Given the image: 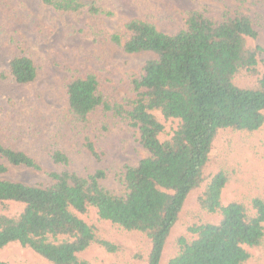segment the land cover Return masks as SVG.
Masks as SVG:
<instances>
[{
    "label": "trees",
    "instance_id": "trees-1",
    "mask_svg": "<svg viewBox=\"0 0 264 264\" xmlns=\"http://www.w3.org/2000/svg\"><path fill=\"white\" fill-rule=\"evenodd\" d=\"M40 1L59 15L110 14L99 0ZM183 14V26L174 34L150 21L131 19L125 24L123 45L121 36H113L127 53L158 56L146 62L143 75L133 81L132 96L124 101L108 100L94 73L67 84L70 140L95 162L104 157L101 133L114 120L139 129L138 141L148 156L124 167V194L101 185L106 177L102 169L88 177L71 171V157L61 148L50 154L63 167L47 173L52 184L6 178L10 165L42 167L0 139V158L7 161H0V251L14 243L50 264H92L80 256L92 245L110 253L120 250L101 227L108 223L148 240V250L137 255L142 264H162L172 228L189 195L201 187L199 207L215 218L190 224V236L175 239V253L165 264H246L251 249L264 246V198L254 197L249 205L240 200L224 204L229 175L224 170L210 180L206 175L221 131L252 133L264 126V47L255 44L262 19L237 15L218 20L199 9ZM17 49L9 63L13 81L35 82L39 72L32 53L22 43ZM157 112L178 121L165 140L160 138L165 125Z\"/></svg>",
    "mask_w": 264,
    "mask_h": 264
},
{
    "label": "rangeland",
    "instance_id": "rangeland-1",
    "mask_svg": "<svg viewBox=\"0 0 264 264\" xmlns=\"http://www.w3.org/2000/svg\"><path fill=\"white\" fill-rule=\"evenodd\" d=\"M89 1V0H87ZM110 12L91 15H59L44 7L40 0H0V139L9 146L27 152L41 165L42 170L10 165L11 173L4 177L30 184L49 185L53 181L47 173L62 171L50 154L55 148L65 150L71 157L69 169L82 177L98 169L106 173L101 185L114 194H124L120 181L126 165H136L148 152L138 141L139 129L118 120L108 132L101 133L99 146L104 152L99 163L76 148L70 140L71 128L66 100L67 84L73 77L97 75L103 95L110 101L122 102L132 96L133 81L144 73L153 52L127 53L123 44L128 34L125 24L131 19L147 20L159 30L174 34L182 28L183 12L199 9L221 20L225 16H260L257 25L259 38L255 44L264 47V0H99ZM122 38L117 44L113 36ZM22 43L38 66L39 76L30 84H17L10 75L9 63ZM260 69H264V53ZM162 140L169 138L177 127V120H166ZM0 161L7 162L5 159ZM206 175L210 180L219 170L229 175L222 200L228 204L240 200L246 205L254 197L264 198V126L255 132L224 130L219 133ZM203 187L193 191L172 228L164 250L162 264L175 253L174 241L180 235L190 236L188 226L209 216L198 204ZM91 220L95 221L94 212ZM106 236L115 241L120 250L107 252L92 245L80 256L92 264H142L137 255L148 250V240L136 233L102 223ZM246 264H264V246L251 249ZM0 260L9 264H50L28 248L9 244L0 251Z\"/></svg>",
    "mask_w": 264,
    "mask_h": 264
}]
</instances>
